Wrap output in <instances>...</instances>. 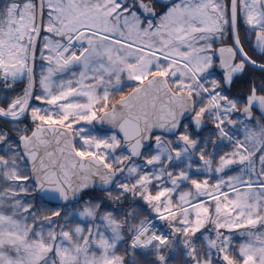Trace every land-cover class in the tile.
I'll use <instances>...</instances> for the list:
<instances>
[{
	"label": "snow or ice",
	"instance_id": "1",
	"mask_svg": "<svg viewBox=\"0 0 264 264\" xmlns=\"http://www.w3.org/2000/svg\"><path fill=\"white\" fill-rule=\"evenodd\" d=\"M0 264H264V0H2Z\"/></svg>",
	"mask_w": 264,
	"mask_h": 264
},
{
	"label": "rangeland",
	"instance_id": "2",
	"mask_svg": "<svg viewBox=\"0 0 264 264\" xmlns=\"http://www.w3.org/2000/svg\"><path fill=\"white\" fill-rule=\"evenodd\" d=\"M0 2H2V0H0Z\"/></svg>",
	"mask_w": 264,
	"mask_h": 264
}]
</instances>
